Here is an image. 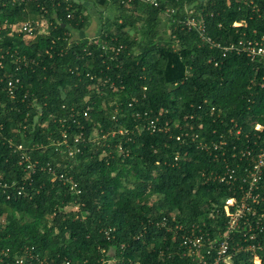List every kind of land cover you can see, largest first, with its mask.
<instances>
[{"label":"trees","instance_id":"16d2710c","mask_svg":"<svg viewBox=\"0 0 264 264\" xmlns=\"http://www.w3.org/2000/svg\"><path fill=\"white\" fill-rule=\"evenodd\" d=\"M58 1L53 7L40 0L48 7L49 20L54 22L55 13L61 21L52 24L48 35L30 40L3 35L4 47L37 63L17 71L21 88L14 99L1 80L4 71L13 70L9 56L0 68V181L20 183L26 177L14 152L22 143L39 165L62 162L61 171L74 178L80 193L53 182L40 169L21 194L17 185L1 187L0 246L10 254L27 247L38 258L23 264H98L109 249L122 264H195L155 221L175 213L187 226L205 216L213 203L221 205L227 187L204 183L201 173L222 165L213 158L216 151L198 144L216 140L233 122L244 132L255 123L264 125V68L241 54L222 56L195 30L183 27L184 4L201 13L206 34L221 45L250 35L254 28L264 30L263 16L237 0H159L156 7L139 2L128 7L119 0ZM88 2H110L120 11L111 23L103 22L91 44L81 36L89 25ZM68 4L71 19L66 18ZM167 6L175 14L167 18L169 33H162L160 16ZM259 6L264 10V0ZM38 15L33 2L4 7L0 17L14 22ZM241 19L246 26H231ZM111 45L123 47L115 52ZM60 119H65L64 127ZM151 120L158 126L167 123L168 129L151 132ZM189 126L197 134L194 139L183 136ZM94 129L123 133L96 144L89 141ZM61 130L70 145L83 133L81 152L74 158L49 145ZM74 205L77 210L65 211Z\"/></svg>","mask_w":264,"mask_h":264},{"label":"built area","instance_id":"2783aa9c","mask_svg":"<svg viewBox=\"0 0 264 264\" xmlns=\"http://www.w3.org/2000/svg\"><path fill=\"white\" fill-rule=\"evenodd\" d=\"M53 7L61 4L58 0H48ZM67 1V0H64ZM112 1V0H107ZM241 4L248 6L250 10L257 14L259 18L264 19V10H260V0H237ZM35 3L39 10V15L35 18H27L22 21H9L0 17V68H3L4 58H11L12 71H4L1 80L4 82L3 90L10 99H14L17 91L21 88V78L17 75V71L22 67H30L37 63L35 58L20 54L11 46H3V35L14 36L21 35L25 40L33 39L36 35L45 36L50 32L52 24H59L61 21L53 14L54 22H51L48 17V7L40 0H0L1 10L7 6H17L20 4ZM121 5L130 6L134 2L158 6L159 0H119ZM71 5L68 4L66 9L69 11L66 14L67 19L73 17L70 10ZM175 14V8L167 6L162 16L170 18ZM185 18L181 20L183 27L187 30H195L199 38L204 43H208L212 47H217L221 50L222 56L229 53L244 55L250 61L258 62L264 68V30L260 31L254 28L251 34L243 33V37L237 41L221 45L213 41L206 34L205 24L202 15L199 11L196 12L193 7L187 3L184 4ZM262 15V16H261ZM232 27L239 28L246 26L244 19L236 20L231 24ZM169 33V31H168ZM97 36L87 37L88 44L93 43ZM123 46L115 47L108 46L118 52ZM105 48V47H103ZM91 78V77H90ZM74 110V109H71ZM90 110L87 106L84 114ZM213 110V108L211 109ZM116 107L114 112H118ZM114 117V116H112ZM61 127H64L65 119H60ZM47 125V122L41 124ZM201 126V124L199 125ZM1 128V125H0ZM185 131L183 136H189L191 139L197 137V134L192 132V127ZM147 129L151 132L155 130L168 129L167 123L163 126H158L155 121L151 120L147 125ZM215 133V130H212ZM116 132L122 134L123 130H112L108 132L93 130L89 141L99 144L100 140H106L108 135L113 136ZM182 135L176 137L180 140ZM84 136L81 132L73 139L74 144L68 143L66 130H61V137L57 140L52 139L49 145H52L56 150L64 153L70 158L81 152L78 147L79 141H83ZM37 147H42L36 144ZM47 145H44L46 147ZM108 146V145H107ZM62 147V148H61ZM198 147L214 153V159H217L218 164L222 165L220 169L202 172L201 179L204 183L216 182L227 187V196L221 199V205L213 203L208 209L205 216L199 221L191 222L185 226L178 222L175 213L163 215L155 221V225L170 232L172 241H177L178 248L186 254V257L191 258L195 264H264V125L255 123L246 132L243 127L235 122L232 126L220 132L218 138L210 141H200ZM43 148V147H42ZM29 149L26 145L18 143L14 152L18 156V163L22 165L26 177L20 181L12 182L11 184L2 183L0 188L3 189L17 185L18 194L22 193L25 182L31 179V176L37 169L48 172L51 180L61 181L63 185L68 186L70 191L77 194L80 193L78 183L71 175L61 171L65 167L62 162H55L52 165L45 162L39 165L37 160L32 161ZM106 150H102L105 154ZM174 161L180 159V155L174 156ZM19 184V185H18ZM69 208V209H67ZM78 206L72 208L66 206V210H77ZM171 219V221H169ZM2 218H0L1 223ZM172 224V225H171ZM177 237V238H176ZM177 239V240H176ZM27 259H38L31 250L27 247L21 253L10 254L8 248L0 246V264H23ZM46 261H40V264ZM64 264H70L65 261ZM75 264H89L86 261H79ZM98 264H122V259L115 256L114 252L109 249L104 253Z\"/></svg>","mask_w":264,"mask_h":264},{"label":"crops","instance_id":"0c3cea01","mask_svg":"<svg viewBox=\"0 0 264 264\" xmlns=\"http://www.w3.org/2000/svg\"><path fill=\"white\" fill-rule=\"evenodd\" d=\"M74 1L77 2L78 0ZM88 3L89 10L87 11V14L89 15V25L87 29L84 30V33L81 34L82 37L97 36L101 30V25L104 22V16L102 17V14L107 16L109 13L115 12V8L117 9V6L110 2L104 6H99L93 2Z\"/></svg>","mask_w":264,"mask_h":264},{"label":"rangeland","instance_id":"374dc122","mask_svg":"<svg viewBox=\"0 0 264 264\" xmlns=\"http://www.w3.org/2000/svg\"><path fill=\"white\" fill-rule=\"evenodd\" d=\"M88 4H89V3H87V8H88V10H89ZM129 11H130V10H128V12H129ZM108 12H110V11H108ZM119 12H120V11H119L118 9L115 8V12L109 13L107 16L104 15V22L108 20L109 23H111V22L113 21L114 17L117 16V14H118ZM160 20H161V25H160V28H159L160 32H162V33H163V32L168 33V31H169V27L167 26V18H166V17H163V16H160ZM110 28L113 29L112 26H111ZM67 209H69V208H67ZM0 218H2V216H1ZM2 219H3V218H2ZM1 221H2V220H1Z\"/></svg>","mask_w":264,"mask_h":264}]
</instances>
